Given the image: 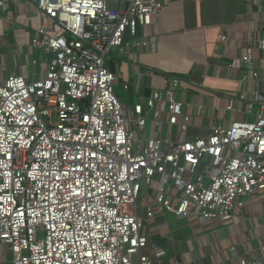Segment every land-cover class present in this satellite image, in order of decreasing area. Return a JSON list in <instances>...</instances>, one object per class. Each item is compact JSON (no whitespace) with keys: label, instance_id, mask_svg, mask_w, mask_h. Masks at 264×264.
<instances>
[{"label":"built area","instance_id":"built-area-1","mask_svg":"<svg viewBox=\"0 0 264 264\" xmlns=\"http://www.w3.org/2000/svg\"><path fill=\"white\" fill-rule=\"evenodd\" d=\"M29 2L43 21L31 46L49 61L39 79L23 67L0 78V244L12 254L8 264H167L168 250L143 233L153 221L162 217L159 229L169 217L228 223L264 197V57L256 55L263 33L254 31L229 65L242 69L249 88L212 107L222 113L218 124L185 77L145 71L139 80L148 79L151 94L132 104L129 82L125 98L116 92L110 63L143 45L139 29L168 0ZM229 39L217 33V57ZM191 116L209 119V133L186 139ZM149 123L154 138L146 137ZM178 126L174 141L167 130ZM143 189L153 200L141 217ZM220 264H264V246L239 260L231 248Z\"/></svg>","mask_w":264,"mask_h":264},{"label":"crops","instance_id":"crops-1","mask_svg":"<svg viewBox=\"0 0 264 264\" xmlns=\"http://www.w3.org/2000/svg\"><path fill=\"white\" fill-rule=\"evenodd\" d=\"M29 1L9 0L7 9H0L1 80L22 67L30 79H39L49 61V56L31 46L43 21ZM220 30L230 39L222 56L217 57L214 44ZM256 30L264 34V0H168L153 24L139 29L138 38L143 45L129 57L116 55L109 66L112 72L119 74L120 87L130 83L131 104L151 94L148 79L139 80L145 71L187 78L202 91L195 97L197 104L209 107L208 115L214 123L220 124L222 113L212 107L225 108L249 88L240 82L242 69L229 65L249 46ZM256 55L264 57L261 52ZM125 94L124 91L121 98H125ZM158 108L159 119L167 120L164 105L160 104ZM154 118L152 112L151 119ZM233 118L243 120L246 116L238 113L233 114ZM208 123L209 119L202 116H191L185 138L208 134ZM225 125L230 123L225 122ZM167 131L174 141L183 134L180 126L170 127ZM154 136L149 123L146 137ZM161 223L162 217H159L151 239L168 250L167 264H220L230 256L231 248L235 249L237 260L251 253L260 256L264 246V197L247 206L232 222L216 220L200 224L195 219H183L159 229ZM9 261L6 246L0 244V264Z\"/></svg>","mask_w":264,"mask_h":264},{"label":"rangeland","instance_id":"rangeland-1","mask_svg":"<svg viewBox=\"0 0 264 264\" xmlns=\"http://www.w3.org/2000/svg\"><path fill=\"white\" fill-rule=\"evenodd\" d=\"M132 40L133 39L130 38V37L126 38V41H132ZM119 59H122V58H119ZM116 92H117L119 97H121L123 95V93H124L122 87H120V86L116 87ZM137 137L138 138H142V134L138 133ZM152 200H153V197L148 194L146 189H143L141 191L140 197H139V199L137 201L138 212H139V215L141 217H143L145 215V207L147 206L149 201H152ZM168 221L172 224L173 222H176L177 220L174 219L173 217H169ZM156 222H157V220L153 221L152 226L148 227V228L146 227L147 229L145 228L143 233H145V234H147L149 236H152V231H154V229H156V227H155V223ZM11 258H12V254H11V252H8V260H11Z\"/></svg>","mask_w":264,"mask_h":264}]
</instances>
